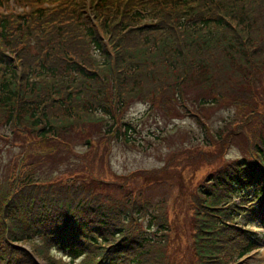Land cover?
Masks as SVG:
<instances>
[{"label":"trees","instance_id":"obj_1","mask_svg":"<svg viewBox=\"0 0 264 264\" xmlns=\"http://www.w3.org/2000/svg\"><path fill=\"white\" fill-rule=\"evenodd\" d=\"M21 4L28 10L0 15V122L36 135L38 142H63L85 122H102L109 130L125 99L145 91L151 101L164 99L160 109L191 103L192 90L213 91L195 98L197 105L216 103L226 82L219 75L244 80L245 72H256L264 51V0ZM155 65L165 70L166 80H158ZM257 113L237 123L239 132ZM122 125L112 134L135 141L128 135L134 126ZM219 128L233 130L231 123ZM251 150L199 189L200 208H194L191 222L193 264H229L230 256L238 259L259 248V233L247 224L264 226V142ZM30 166L21 175L24 186L18 172L0 184V264H39L32 254L45 264H176L160 204L148 208L152 201L144 200L129 206L122 197L98 191L100 184L55 188L40 183L39 171ZM22 241H30L32 254L15 243Z\"/></svg>","mask_w":264,"mask_h":264},{"label":"rangeland","instance_id":"obj_2","mask_svg":"<svg viewBox=\"0 0 264 264\" xmlns=\"http://www.w3.org/2000/svg\"><path fill=\"white\" fill-rule=\"evenodd\" d=\"M21 2L18 5L22 7H16L14 0H0V15L20 13L27 6ZM236 30L239 31L240 27ZM257 58L260 64L256 72H245L244 80L236 74L219 75L220 82H226L216 103L203 107L197 105L195 102L200 96L207 97L213 91L192 90L189 95L191 103L187 101V105L178 109H160L158 104L164 99L151 101L153 97L145 91L137 98L125 99L120 113L116 112L111 118L114 127L112 124L106 130L102 122L81 121L85 122L80 125L82 127H76L79 129L63 142H38L36 135L27 136L5 124L6 121L0 122V184L3 186L8 175L18 172L19 185L24 186L26 183L21 175L31 165L34 171H39L35 177L40 183H54L55 188L82 182L100 184L103 188L96 186L98 191L104 189L111 197H122L126 205H142L144 200L152 201L148 208L160 204L171 226L170 256L176 264H193L191 222L195 216L194 208H200L199 189L210 185L213 177L229 169L238 158L253 154L251 145L255 146V142H264V137L259 138L264 134V51ZM115 65H118L117 61ZM155 70H159L155 72L158 80H166L162 78L165 74L162 67L157 66ZM252 81V89L245 90ZM160 90L161 87L156 88L153 93ZM233 95L239 96L233 98ZM255 110L258 113L244 122L242 133L239 132L237 123L246 120ZM123 122L134 126L133 134L128 128L131 133L128 135L131 138L134 135L135 141L131 139L126 143L112 134L111 130L124 126ZM228 123L233 126L231 133L237 131L240 135L226 134L219 128ZM131 189L133 195L130 196L126 191ZM61 195L66 198L64 193ZM249 223L250 229L260 233L257 235L261 238L260 248L242 258L230 256L229 264H264V228H255L253 222ZM29 242L15 243L32 254ZM32 256L45 264L35 254ZM76 263L71 261V264Z\"/></svg>","mask_w":264,"mask_h":264},{"label":"water","instance_id":"obj_3","mask_svg":"<svg viewBox=\"0 0 264 264\" xmlns=\"http://www.w3.org/2000/svg\"><path fill=\"white\" fill-rule=\"evenodd\" d=\"M87 142H89V140H87Z\"/></svg>","mask_w":264,"mask_h":264}]
</instances>
